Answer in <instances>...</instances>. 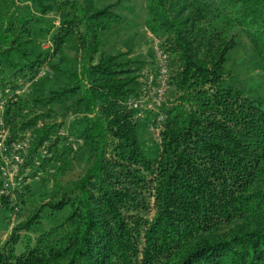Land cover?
Returning a JSON list of instances; mask_svg holds the SVG:
<instances>
[{
  "label": "trees",
  "instance_id": "16d2710c",
  "mask_svg": "<svg viewBox=\"0 0 264 264\" xmlns=\"http://www.w3.org/2000/svg\"><path fill=\"white\" fill-rule=\"evenodd\" d=\"M24 1L41 15L60 16L46 52H29L38 16ZM148 7L161 46L179 63L155 158L143 148L127 104L142 77L118 56L97 57L102 31L120 18L111 7L0 0V65L11 70L0 90L19 87L18 79L39 80L49 56L75 38L83 63L51 99L75 96L68 109L86 115L81 136L90 147L86 171L46 204L51 216L68 209L63 221L37 232L43 208L35 210L0 243V264H264V100L231 84L224 66L238 43L236 28L264 62V0H148ZM66 61L62 52L50 67L62 73ZM21 99H6L11 138L23 131L16 121ZM50 131L31 141L22 168L41 161L32 178L54 158L57 175L67 169L69 148L58 150L65 137L57 130L45 147L50 157L38 158ZM27 177L14 191L21 198L31 190ZM9 197L0 198L6 210Z\"/></svg>",
  "mask_w": 264,
  "mask_h": 264
},
{
  "label": "rangeland",
  "instance_id": "374dc122",
  "mask_svg": "<svg viewBox=\"0 0 264 264\" xmlns=\"http://www.w3.org/2000/svg\"><path fill=\"white\" fill-rule=\"evenodd\" d=\"M99 9L111 7V10L120 18L118 21L111 22L100 35V45L97 57L104 55L118 56L121 61H128L137 74L142 77L144 71L154 72L156 66V57L154 51V42L158 39L159 45L164 41L161 37V31L156 29L153 23V17L148 7V0H93ZM23 6H28L30 12L38 16V20L32 24L34 41L29 48V52H46L50 48L49 37L58 26L60 16L56 13L47 15L39 14L28 1H24ZM237 34L238 43L230 50L225 62V70L228 73V81L235 87L242 90L247 96L255 99L264 100V62L257 49L249 41L247 35L241 28L234 31ZM78 42L75 38H70L62 51L56 55L49 56L50 63H58L59 56L67 58L65 63L60 64L63 72L52 69L50 63H47L42 69V75L37 81H33L28 91L22 92V98L18 105L17 128L19 130H30L32 140L37 135H42L45 128H50L48 138L38 147V158L45 160L50 157L47 153V143L51 140L53 130L65 137L59 143V149L64 145L69 148L67 152V169L62 175H57L59 167V158L48 161L44 168H39L37 176L32 178L31 171L35 166H40L37 161H33V168L28 164L25 171L28 182L31 184V190L23 198L18 196L17 192L10 193L11 210H6L0 206V243L10 235L13 228L27 220L35 210L43 208V224L38 226L37 232L42 229L58 224L68 213V209L60 211L57 215H49L46 204L55 200L60 192L58 189L67 187L70 181L81 176L87 169L90 160V147L85 144L81 136L85 128L84 115L75 108L68 109L74 102L75 96H64L59 99H51L54 92L59 91L68 81V73L72 67L79 68L83 63V58L79 59ZM173 59V58H172ZM170 74L176 73L179 63L175 60L170 61ZM0 65V79L5 80L10 75L11 70ZM19 81V82H18ZM17 83L24 86L28 80ZM172 84V79H171ZM140 86H136L139 89ZM26 89V90H27ZM1 91V90H0ZM175 87L167 94L166 102L171 104L175 96ZM16 109V108H15ZM11 111L9 115L11 116ZM44 114L43 119H39L30 128L23 126L22 123L34 116ZM4 119L9 123L8 115L3 114ZM150 121L147 118L139 119V139L146 153L155 158L159 152V140L150 130ZM160 139V138H159ZM38 164V165H37ZM37 168V167H36ZM23 199V200H22ZM153 215V211L151 212ZM34 239V235L29 234Z\"/></svg>",
  "mask_w": 264,
  "mask_h": 264
},
{
  "label": "built area",
  "instance_id": "2783aa9c",
  "mask_svg": "<svg viewBox=\"0 0 264 264\" xmlns=\"http://www.w3.org/2000/svg\"><path fill=\"white\" fill-rule=\"evenodd\" d=\"M154 51L156 57L155 71L143 72L138 95L130 96L127 104L135 112L136 119H149L150 130L160 141V134L166 118L163 106L171 88V66L170 55L159 45L158 39L154 42ZM41 75L42 70L38 76ZM31 83L32 81L15 88L6 87L0 91V198L12 194L23 186L26 176V172L23 170L26 169L22 166L28 156L33 136L30 130H23L17 137H10V125L3 117L6 99L8 97L12 101H16L22 92L28 91L27 87Z\"/></svg>",
  "mask_w": 264,
  "mask_h": 264
}]
</instances>
